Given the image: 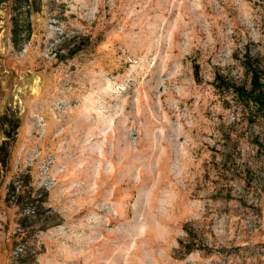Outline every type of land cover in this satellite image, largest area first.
<instances>
[{"label": "rangeland", "instance_id": "rangeland-1", "mask_svg": "<svg viewBox=\"0 0 264 264\" xmlns=\"http://www.w3.org/2000/svg\"><path fill=\"white\" fill-rule=\"evenodd\" d=\"M30 3L0 0V264H264V117L216 79L264 71V0Z\"/></svg>", "mask_w": 264, "mask_h": 264}, {"label": "trees", "instance_id": "trees-1", "mask_svg": "<svg viewBox=\"0 0 264 264\" xmlns=\"http://www.w3.org/2000/svg\"><path fill=\"white\" fill-rule=\"evenodd\" d=\"M15 5L18 8L23 6H30V0H15ZM14 37H18V33L14 29ZM246 69L250 74V85H239L232 82H228L221 76L216 77L217 84L220 88L227 91H233L239 100L244 103L253 102L256 105V115L264 117V71L261 69L260 64H255L251 58L246 59ZM199 65L195 66L197 72ZM10 132V130H8Z\"/></svg>", "mask_w": 264, "mask_h": 264}]
</instances>
